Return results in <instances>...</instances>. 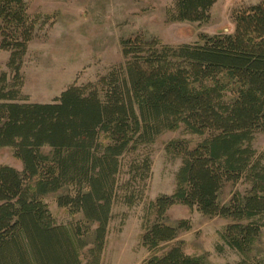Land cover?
I'll return each instance as SVG.
<instances>
[{"label":"trees","instance_id":"trees-1","mask_svg":"<svg viewBox=\"0 0 264 264\" xmlns=\"http://www.w3.org/2000/svg\"><path fill=\"white\" fill-rule=\"evenodd\" d=\"M216 1L174 0L168 21L207 22ZM235 22L234 33L204 34L197 44L135 34L121 42L125 63L99 84L72 85L53 103H28L21 102V69L37 24L26 0H0L1 49L11 52L15 73L10 80L0 65V148H12L24 167L0 166V264H82L91 230L88 264H100L114 205L142 201L151 178L150 155L136 153L182 127L201 141L167 144L182 165L174 193L151 202L155 220L146 223L142 244L154 252L190 231L188 220L168 224L170 208L185 205L230 220L224 240L246 258L241 264L249 262L264 232V153L253 146L264 132V2L237 12ZM242 182L245 192L222 203L226 186ZM50 194L70 214H82L81 223L58 224L44 202ZM143 264L204 258L177 241Z\"/></svg>","mask_w":264,"mask_h":264},{"label":"rangeland","instance_id":"rangeland-1","mask_svg":"<svg viewBox=\"0 0 264 264\" xmlns=\"http://www.w3.org/2000/svg\"><path fill=\"white\" fill-rule=\"evenodd\" d=\"M29 14L36 22L35 36L28 46L21 69L23 86L21 102L53 103L72 85L99 84L102 77L113 68L125 63L122 40L135 34L157 38L171 46L201 43V36L236 30L235 14L264 0H217L207 22H169L167 11L174 0H26ZM11 52L1 49L2 72L12 80L15 73L8 67ZM187 139L194 147L201 138L185 133L183 127L162 134L154 144L143 148L136 155H150L151 178L145 184L142 201L128 206L119 199L112 210L106 245L100 264H143L154 253L161 255L177 241H184V251L193 257H203L204 264H241L246 258L230 248L224 240L230 220L211 217L197 208L175 205L168 211V224L176 226L182 220L191 224L179 238L154 252L142 244L146 223L155 220L150 210L151 202L160 195L173 194L176 174L182 160L174 159L166 151L167 144L175 139ZM258 155L264 153V132L253 142ZM135 155V156H136ZM128 157L123 167L120 184L129 179L126 175ZM9 165L19 171L24 167L10 147L0 148V166ZM243 182L229 184L221 195L227 203L233 192H245ZM120 196L125 195L122 191ZM58 224L76 226L82 214L72 215L60 207L57 195L44 198ZM94 229V227H93ZM86 246L81 250L82 264H88L93 247V232L84 236ZM247 264H264V232Z\"/></svg>","mask_w":264,"mask_h":264}]
</instances>
